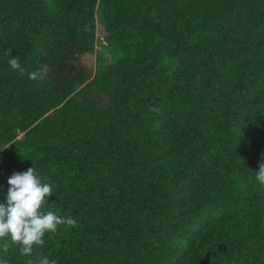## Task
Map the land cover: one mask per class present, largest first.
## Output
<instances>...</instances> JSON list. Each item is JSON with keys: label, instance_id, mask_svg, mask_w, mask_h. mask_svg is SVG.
I'll return each instance as SVG.
<instances>
[{"label": "trees", "instance_id": "1", "mask_svg": "<svg viewBox=\"0 0 264 264\" xmlns=\"http://www.w3.org/2000/svg\"><path fill=\"white\" fill-rule=\"evenodd\" d=\"M262 159L264 0H0V202L77 221L0 261L264 264Z\"/></svg>", "mask_w": 264, "mask_h": 264}, {"label": "clouds", "instance_id": "2", "mask_svg": "<svg viewBox=\"0 0 264 264\" xmlns=\"http://www.w3.org/2000/svg\"><path fill=\"white\" fill-rule=\"evenodd\" d=\"M13 70L19 75H27L30 80L43 79L41 72H27L18 57L8 60ZM46 72V69L42 70ZM255 179L264 186V159L256 171ZM6 202H0V241L3 252L7 253L9 243L19 247L20 254L31 256L36 246H43L46 234L55 233L59 226L75 227L77 221L72 216H61L52 210H47L49 197L54 194L51 183L45 182L38 174L35 166L26 171L15 172L8 178ZM6 264V261H0ZM28 264H33L31 260ZM38 264H57L55 260L41 255Z\"/></svg>", "mask_w": 264, "mask_h": 264}, {"label": "rangeland", "instance_id": "3", "mask_svg": "<svg viewBox=\"0 0 264 264\" xmlns=\"http://www.w3.org/2000/svg\"><path fill=\"white\" fill-rule=\"evenodd\" d=\"M97 48H101V45L98 44V45H97ZM22 135H23V133H21V134L19 135V137H21Z\"/></svg>", "mask_w": 264, "mask_h": 264}]
</instances>
